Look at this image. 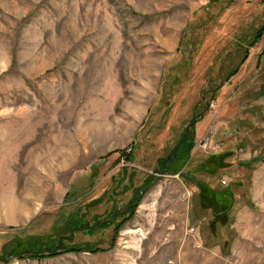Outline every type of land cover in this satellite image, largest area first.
Returning <instances> with one entry per match:
<instances>
[{
	"label": "rangeland",
	"instance_id": "rangeland-1",
	"mask_svg": "<svg viewBox=\"0 0 264 264\" xmlns=\"http://www.w3.org/2000/svg\"><path fill=\"white\" fill-rule=\"evenodd\" d=\"M259 27L264 0H0V264H264Z\"/></svg>",
	"mask_w": 264,
	"mask_h": 264
},
{
	"label": "trees",
	"instance_id": "trees-1",
	"mask_svg": "<svg viewBox=\"0 0 264 264\" xmlns=\"http://www.w3.org/2000/svg\"><path fill=\"white\" fill-rule=\"evenodd\" d=\"M261 27H259L258 31L255 33V36L250 40L249 44L250 45H253L254 43H256L257 41H259L263 35V32L261 29ZM264 50V49H263ZM248 52V49L246 48L245 49V52L243 54V56L240 58V60L238 61V64L236 66H234L232 69H230L228 71V73L225 75V78L224 79H228L229 76L235 74L238 70V66L239 65H242V63L244 62L245 58L247 56H249V54L247 53ZM192 118V117H191ZM190 118V120L188 122H191L192 119ZM182 135L185 136V131H183ZM181 139V138H180ZM185 139L186 138H182L181 141H178L168 150V152L165 154V155H161L159 156L158 154H156L153 159H152V162L151 164H148L146 161H143L142 159H138L137 158V154H138V144L133 142L129 148V150H127L125 153H124V157H125V160H127L128 162H138L139 164H143L145 167H153V170L154 171H161L163 169V166L165 165V160H167V164L171 163L175 158L174 157H171V155L173 154H176L178 153L179 149L182 148V146H185ZM175 146L176 147V152H175ZM185 148H190L189 147V144L186 145ZM171 157V158H170ZM207 167V166H206ZM125 168V167H124ZM181 173V172H179ZM148 178H150V175L149 173H145V175L142 177V179L140 180L139 183L133 185L132 187L134 188L133 189V193L130 194V197H129V201L127 203V206L130 205L131 202H133L132 204L134 205L140 194L138 191H142L145 187H146V184H147V180ZM196 179V181H195ZM194 181H195V184L198 183V178H195ZM198 185V184H197ZM202 185H205V186H202ZM200 189L201 191H207V189H209V185L208 183H206V181L202 182L200 184ZM205 187V188H204ZM212 188V187H211ZM222 187H216L215 189H213L214 191H220ZM223 188H226L227 190H230V187H223ZM222 188V189H223ZM211 195H213L214 197V204H215V210H216V205H220L221 201H219V198L218 196L216 195V192H213V191H210ZM125 210H127L125 208ZM121 214V213H120ZM125 217V216H124ZM124 217H122V220L124 219ZM121 220V221H122ZM120 221V222H121ZM76 247H71V249H75Z\"/></svg>",
	"mask_w": 264,
	"mask_h": 264
},
{
	"label": "built area",
	"instance_id": "built-area-1",
	"mask_svg": "<svg viewBox=\"0 0 264 264\" xmlns=\"http://www.w3.org/2000/svg\"><path fill=\"white\" fill-rule=\"evenodd\" d=\"M208 141L209 139H205L204 141H202L201 143H199V145L202 147V148H206L208 146ZM223 182H225V179L222 180Z\"/></svg>",
	"mask_w": 264,
	"mask_h": 264
}]
</instances>
